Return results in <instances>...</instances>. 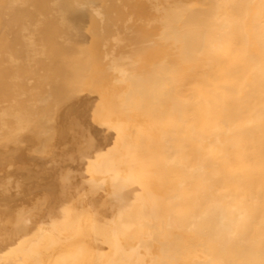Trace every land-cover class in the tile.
I'll return each mask as SVG.
<instances>
[{
    "label": "bare ground",
    "instance_id": "6f19581e",
    "mask_svg": "<svg viewBox=\"0 0 264 264\" xmlns=\"http://www.w3.org/2000/svg\"><path fill=\"white\" fill-rule=\"evenodd\" d=\"M0 264H264V0H0Z\"/></svg>",
    "mask_w": 264,
    "mask_h": 264
}]
</instances>
